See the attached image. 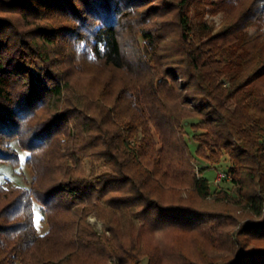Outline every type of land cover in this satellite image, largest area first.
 Instances as JSON below:
<instances>
[{
	"label": "trees",
	"instance_id": "16d2710c",
	"mask_svg": "<svg viewBox=\"0 0 264 264\" xmlns=\"http://www.w3.org/2000/svg\"><path fill=\"white\" fill-rule=\"evenodd\" d=\"M19 151L0 264H264V0H0V164ZM223 157L236 197L210 203L193 163Z\"/></svg>",
	"mask_w": 264,
	"mask_h": 264
},
{
	"label": "rangeland",
	"instance_id": "374dc122",
	"mask_svg": "<svg viewBox=\"0 0 264 264\" xmlns=\"http://www.w3.org/2000/svg\"><path fill=\"white\" fill-rule=\"evenodd\" d=\"M223 12H219L215 15L212 14H205L203 16V20L206 21L210 26H212V33L217 32L222 28V21L225 19V16H223ZM158 26L157 23L155 22H148L144 25L145 30H150L153 31L156 27ZM259 32V27L258 25L252 26L248 29L249 34H256ZM229 107H231L229 105ZM195 121H191L190 123H195ZM185 134H186V142H188L189 146L193 145V142L191 140V137L193 136L194 132L192 129H190V126L186 124L184 126ZM193 150V148H192ZM28 157V154L26 152H21L19 151V160H20V165L19 167H13L11 165H5V164H0V182L4 186V188L9 189V188H14V187H27L29 186V183L32 179V174L30 170L26 166V159ZM194 167L196 171L200 169H204L203 177L208 180L211 194L209 197H207L208 202H213L215 198V194L219 191H227L232 198L236 197V188L235 186L229 182V180H221L217 181L218 175L217 171H225L228 168V159L227 157H223L221 159V162L219 165H212L208 162H203L200 160H195L194 161ZM102 163H96V166L98 167L99 171H102L104 167L101 166ZM84 168L86 170V173H89L90 171V163L88 160L84 161ZM34 223L36 227V231L38 234L43 235L47 233L48 226L46 224V218L44 215V210L41 208V206L37 205L36 203L34 204ZM240 212V211H239ZM88 223L91 225V227H94L99 233H105L108 234V228L100 222L94 215L90 214L87 218ZM136 224L138 225H143V222L139 220H134ZM209 227H212L215 225L213 222H207L206 224ZM155 238L159 241L162 242L163 239V232L161 230H156L154 232ZM109 264H116V262L112 259L109 261ZM141 264H148L147 258H144L141 261Z\"/></svg>",
	"mask_w": 264,
	"mask_h": 264
},
{
	"label": "built area",
	"instance_id": "2783aa9c",
	"mask_svg": "<svg viewBox=\"0 0 264 264\" xmlns=\"http://www.w3.org/2000/svg\"><path fill=\"white\" fill-rule=\"evenodd\" d=\"M217 175H218V178H217V181H221V180H229V176L227 174H225L223 171H217Z\"/></svg>",
	"mask_w": 264,
	"mask_h": 264
}]
</instances>
